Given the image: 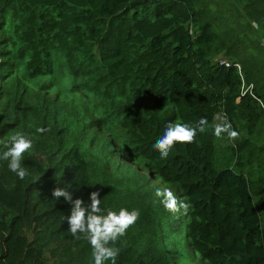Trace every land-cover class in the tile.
<instances>
[{
    "label": "trees",
    "instance_id": "trees-1",
    "mask_svg": "<svg viewBox=\"0 0 264 264\" xmlns=\"http://www.w3.org/2000/svg\"><path fill=\"white\" fill-rule=\"evenodd\" d=\"M218 113L238 139L213 135ZM201 118L161 159L166 125ZM16 133L33 148L24 180L0 160V264H92L55 187L139 209L116 264H173L155 182L208 264H264V0H0V152Z\"/></svg>",
    "mask_w": 264,
    "mask_h": 264
},
{
    "label": "clouds",
    "instance_id": "clouds-1",
    "mask_svg": "<svg viewBox=\"0 0 264 264\" xmlns=\"http://www.w3.org/2000/svg\"><path fill=\"white\" fill-rule=\"evenodd\" d=\"M252 27L259 30V24L252 21ZM231 67V65H227ZM238 67V66H237ZM208 121L201 118L195 126L189 123H168L161 137L154 143L153 147L158 151L161 159H167L172 149L177 144H191L195 142L197 133L207 130ZM36 131L44 134L48 129L39 127ZM213 135L218 139L235 141L240 133L226 119L221 123L213 125ZM6 150L0 152V160L7 161L8 169L20 180L28 175L27 170L21 166L24 154L33 148V140L22 133L13 134L10 141L4 145ZM52 197L59 200L64 197L66 202L72 205L70 215L65 217L68 222V231L76 239H85L91 246L92 264H116L119 249L110 247L121 237L127 235L140 217L139 209L120 208L119 211L101 208L99 191L90 194V204L85 206L81 198L73 199V195L64 188L55 187L51 193ZM160 198L159 202L169 213L176 214L182 209L186 213L190 207L187 202L178 200L170 188L157 189L154 194Z\"/></svg>",
    "mask_w": 264,
    "mask_h": 264
},
{
    "label": "rangeland",
    "instance_id": "rangeland-1",
    "mask_svg": "<svg viewBox=\"0 0 264 264\" xmlns=\"http://www.w3.org/2000/svg\"><path fill=\"white\" fill-rule=\"evenodd\" d=\"M217 121L218 123L224 121L221 113H218ZM156 184L159 189L168 187L166 185H164V187L160 183L155 182L154 185ZM170 189L173 192L176 191L173 187ZM176 197L179 200V197ZM181 211H183V209ZM262 216L264 217V211ZM162 221L164 223L162 228L163 237L161 239L163 249L165 250L166 254L172 258L173 264H208L199 253L193 251L187 241L185 228L178 225V221L174 220L172 213H169L165 210V215ZM170 222H172V225L168 224Z\"/></svg>",
    "mask_w": 264,
    "mask_h": 264
}]
</instances>
